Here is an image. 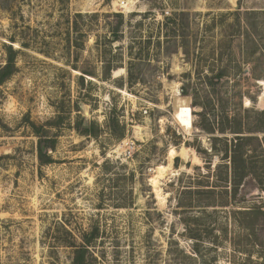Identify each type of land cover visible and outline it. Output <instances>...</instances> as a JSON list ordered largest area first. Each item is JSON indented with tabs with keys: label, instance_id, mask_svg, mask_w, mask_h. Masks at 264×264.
I'll use <instances>...</instances> for the list:
<instances>
[{
	"label": "rangeland",
	"instance_id": "374dc122",
	"mask_svg": "<svg viewBox=\"0 0 264 264\" xmlns=\"http://www.w3.org/2000/svg\"><path fill=\"white\" fill-rule=\"evenodd\" d=\"M9 45L0 264H72L94 230L92 264H264V0H0V70ZM173 86L190 101L191 134L174 119ZM59 114L54 163L41 167L30 122ZM83 119L99 138L75 129ZM239 136L252 138V171L236 188ZM249 211L257 237L241 226Z\"/></svg>",
	"mask_w": 264,
	"mask_h": 264
},
{
	"label": "trees",
	"instance_id": "16d2710c",
	"mask_svg": "<svg viewBox=\"0 0 264 264\" xmlns=\"http://www.w3.org/2000/svg\"><path fill=\"white\" fill-rule=\"evenodd\" d=\"M63 1V0H62ZM113 38L109 40L110 43L118 41L119 37L117 32H113ZM14 43V42H13ZM8 53L7 64L0 70V86L3 85L7 80H9L16 72V57L18 52L14 50L12 45L6 46ZM112 63H107L103 73V79L105 81L111 80ZM89 76H94L95 74H86ZM222 75L218 76L220 79ZM83 79V78H82ZM84 80V79H83ZM65 123V119L62 114H59L56 118L48 122L45 126H37L36 124L30 122L33 132L39 137L37 146V156L39 164L41 167L51 165L54 163L52 156L49 154L50 151L56 149V139L50 135L51 129L60 128ZM111 136L116 140H122L126 137V126L121 125L116 116H111L109 118V123L107 125ZM75 129L82 135L87 137H93L95 139L100 137L101 130L100 127L95 122H86L85 119L77 122ZM252 138L245 136L237 137L234 142L235 155L231 158V163L233 165V181L236 188L241 185L247 177L250 176L252 169L248 164V142ZM227 149L230 147L228 143L226 144ZM237 189L235 192L237 193ZM242 216L249 217L250 219L241 220V226L244 230L250 233L251 236L257 237L256 235V220L258 215H254L249 212H241ZM96 230L87 235L83 243L80 246L75 247V256L72 264H92L90 261V248L95 240L98 239V234H95Z\"/></svg>",
	"mask_w": 264,
	"mask_h": 264
},
{
	"label": "bare ground",
	"instance_id": "6f19581e",
	"mask_svg": "<svg viewBox=\"0 0 264 264\" xmlns=\"http://www.w3.org/2000/svg\"><path fill=\"white\" fill-rule=\"evenodd\" d=\"M129 8H130V4L127 5L126 10L129 11ZM173 90L175 93L174 119L186 132L191 134L194 130V116H193V110L191 109V107L189 105L190 101H189V99H183L181 97L180 91L178 90L177 86H173ZM165 166L161 165L158 168V171H159V175L157 176L158 180L161 176H163L164 172L166 171ZM162 179H163V177H162ZM157 183H159V181H157ZM156 195H157L158 200L163 203L165 197H163L162 190L160 189L159 186H156Z\"/></svg>",
	"mask_w": 264,
	"mask_h": 264
},
{
	"label": "built area",
	"instance_id": "2783aa9c",
	"mask_svg": "<svg viewBox=\"0 0 264 264\" xmlns=\"http://www.w3.org/2000/svg\"><path fill=\"white\" fill-rule=\"evenodd\" d=\"M127 7V4H126V2H121V8H126ZM166 15H169V13H166Z\"/></svg>",
	"mask_w": 264,
	"mask_h": 264
}]
</instances>
